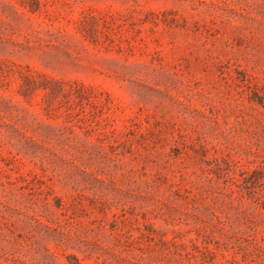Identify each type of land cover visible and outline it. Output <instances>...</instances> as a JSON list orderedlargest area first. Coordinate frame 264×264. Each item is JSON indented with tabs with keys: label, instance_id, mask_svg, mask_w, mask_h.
<instances>
[{
	"label": "rangeland",
	"instance_id": "1",
	"mask_svg": "<svg viewBox=\"0 0 264 264\" xmlns=\"http://www.w3.org/2000/svg\"><path fill=\"white\" fill-rule=\"evenodd\" d=\"M0 264H264V0H0Z\"/></svg>",
	"mask_w": 264,
	"mask_h": 264
}]
</instances>
